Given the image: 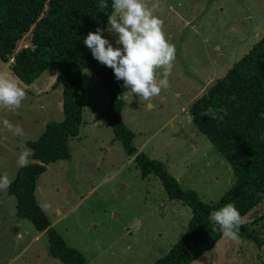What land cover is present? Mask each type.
Instances as JSON below:
<instances>
[{
    "label": "rangeland",
    "instance_id": "1",
    "mask_svg": "<svg viewBox=\"0 0 264 264\" xmlns=\"http://www.w3.org/2000/svg\"><path fill=\"white\" fill-rule=\"evenodd\" d=\"M147 3L158 5L156 14L164 20L176 56L169 87L151 101L122 84L123 119L134 133L138 153L160 160L184 189L197 191L201 201H218L232 187L234 170L195 125L191 106L264 38V0ZM31 34L19 41L18 49L31 44ZM102 35L122 48L118 34L105 29ZM13 59L14 55L8 62L0 59V71L18 78L27 98L15 110L0 105V176L7 174L11 181L22 168L17 158L30 149L27 143L37 140L49 122L64 117L59 105L63 87L55 85L58 66L26 85L12 71ZM83 84L80 133L69 140L70 158L52 162L38 177V203L52 227L68 246L82 252L87 264H155L186 233L192 209L170 199L155 174L142 177L135 155H128L109 124V94L101 77L86 68ZM4 119L20 125L24 135H14L3 126ZM33 162L31 155L29 163ZM255 217H261L253 226L258 241L223 236L215 249L191 264H264V204L251 220ZM0 264H65L50 253L48 233L18 215L17 199L8 188L0 190Z\"/></svg>",
    "mask_w": 264,
    "mask_h": 264
},
{
    "label": "trees",
    "instance_id": "2",
    "mask_svg": "<svg viewBox=\"0 0 264 264\" xmlns=\"http://www.w3.org/2000/svg\"><path fill=\"white\" fill-rule=\"evenodd\" d=\"M101 2L107 7L101 9ZM112 12V0H0V59L8 62L14 55L11 69L26 85L58 66L55 85L63 87V119L49 122L37 140L27 143L34 162L22 167L8 187L17 199L18 215L48 233L53 257L65 264H87L82 252L68 246L52 227L35 191L38 177L49 164L70 158L69 140L79 135L83 119V71L90 68L109 94L107 119L114 135L128 155H135L142 177L155 174L170 199L181 200L192 209L186 233L155 264H191L215 249L224 235L209 216L227 203H233L245 220L238 235L258 241L253 226L261 217L251 218L264 204V38L191 106L193 122L230 162L235 174L232 187L220 200L205 203L197 191L184 189L160 160L138 153L132 143L134 133L123 119L124 82L94 58L84 43L89 32L108 28ZM30 31L31 44L18 49ZM208 108L223 119L202 115Z\"/></svg>",
    "mask_w": 264,
    "mask_h": 264
},
{
    "label": "clouds",
    "instance_id": "3",
    "mask_svg": "<svg viewBox=\"0 0 264 264\" xmlns=\"http://www.w3.org/2000/svg\"><path fill=\"white\" fill-rule=\"evenodd\" d=\"M99 7L104 9L107 4L101 2ZM157 7L155 4L150 7L147 0H112L113 12L108 18L107 31L118 34L117 43L122 48L114 47L102 35L104 29L89 32L84 39L94 58L112 68L116 79L123 80L124 86L144 101H151L160 95L162 89L169 87L176 56L175 45L164 31V20L156 14ZM158 70H162L159 79ZM26 98V90L18 78L8 71H0V105L15 110ZM202 115L223 119V116L217 117L212 108ZM2 124L14 135H24L20 125H13L7 119ZM31 155L30 149H24L18 155V166L26 167ZM11 183L7 174L0 176V190H6ZM209 219L219 225L225 237L232 240L238 239L239 229L245 223L233 203L212 211Z\"/></svg>",
    "mask_w": 264,
    "mask_h": 264
},
{
    "label": "crops",
    "instance_id": "4",
    "mask_svg": "<svg viewBox=\"0 0 264 264\" xmlns=\"http://www.w3.org/2000/svg\"><path fill=\"white\" fill-rule=\"evenodd\" d=\"M20 49V48H19ZM14 61V59L10 62V63H12ZM55 71H57V70H55ZM59 71V70H58ZM58 73V72H57ZM57 73H56V75L55 76H57ZM54 80H56V77L54 78ZM54 80H52L53 82H54ZM52 82V83H53ZM62 94H63V91H62ZM85 94H86V90H85ZM85 99H86V95H85ZM84 99V100H85ZM84 103V102H83ZM151 103L149 102V105H150ZM59 105H60V108L61 107H63V99H60V101H59Z\"/></svg>",
    "mask_w": 264,
    "mask_h": 264
}]
</instances>
